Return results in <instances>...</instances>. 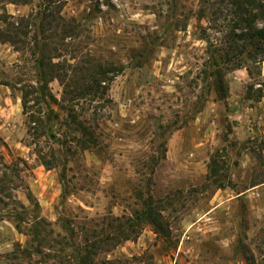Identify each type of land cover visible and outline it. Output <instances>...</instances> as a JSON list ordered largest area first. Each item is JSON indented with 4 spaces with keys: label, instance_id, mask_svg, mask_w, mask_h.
I'll list each match as a JSON object with an SVG mask.
<instances>
[{
    "label": "rangeland",
    "instance_id": "rangeland-1",
    "mask_svg": "<svg viewBox=\"0 0 264 264\" xmlns=\"http://www.w3.org/2000/svg\"><path fill=\"white\" fill-rule=\"evenodd\" d=\"M263 28L264 0H0V264H264Z\"/></svg>",
    "mask_w": 264,
    "mask_h": 264
},
{
    "label": "crops",
    "instance_id": "crops-1",
    "mask_svg": "<svg viewBox=\"0 0 264 264\" xmlns=\"http://www.w3.org/2000/svg\"><path fill=\"white\" fill-rule=\"evenodd\" d=\"M230 96H228V95H226V97H225V99H228ZM217 101L215 100V99H213L212 101H211V103H208V105H206L205 107H204V110L203 111H205V112H207V114H204L203 116H201L200 114H203L202 112L203 111H200V112H198V113H200V114H198V115H196L195 117H194V120H192V128H195V126L196 125H198V122H199V118H201L202 119V121L204 120V118H205V120H204V122H203V124H205V126H204V128H203V130H202V134L199 136V139H200V142H203L205 139H206V136H207V132L208 131H212V130H214V133H215V135L217 134V132H219V130H220V128H219V124L217 123V122H215V121H217L219 118H222V115L220 114V115H218L217 116V118H212L210 115H208V114H210V111L211 112H213L212 110H222V107L221 106H219L217 103H216ZM219 113H221V111L219 112ZM200 128L199 127H197V130H199ZM195 130V129H194ZM197 132V131H196ZM195 132V133H196ZM192 138H194L195 139V137H194V135L192 136Z\"/></svg>",
    "mask_w": 264,
    "mask_h": 264
},
{
    "label": "trees",
    "instance_id": "trees-1",
    "mask_svg": "<svg viewBox=\"0 0 264 264\" xmlns=\"http://www.w3.org/2000/svg\"><path fill=\"white\" fill-rule=\"evenodd\" d=\"M246 9H245V12L244 13H246ZM244 22H245V24L248 26V24H249V20H248V18L247 17H244ZM240 38L241 39H244V38H246V39H254V38H258V39H263L264 40V28L263 29H257V30H255V31H251V32H248V33H241L240 34ZM259 47V46H258Z\"/></svg>",
    "mask_w": 264,
    "mask_h": 264
}]
</instances>
